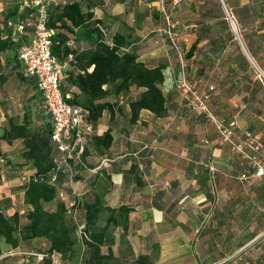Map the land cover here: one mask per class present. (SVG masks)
<instances>
[{
    "label": "crops",
    "instance_id": "crops-1",
    "mask_svg": "<svg viewBox=\"0 0 264 264\" xmlns=\"http://www.w3.org/2000/svg\"><path fill=\"white\" fill-rule=\"evenodd\" d=\"M92 1L94 16L101 19L106 35L125 36L122 51L135 52L143 61L154 57L168 68L170 54L175 59L174 52H162L159 41L164 42L161 33L167 25L164 14L174 16L176 3ZM22 2L27 1L0 0V44L7 43V47L0 49V206L11 221L18 213L19 226L28 222L30 209L24 201L25 182L20 173H34V168L21 156L22 138L1 136L12 122L21 123L27 112L36 123L39 110L48 115L35 78L23 74L18 59L19 44L29 41L33 34L31 27L19 29L23 20L19 9ZM44 2L49 11L65 0ZM170 18L173 27L176 26L175 21H179ZM186 26L190 27L186 50L194 44L196 50L186 57L185 68L193 71L199 65L205 83L215 85L212 99L217 113L212 112L227 119L235 118L239 132L247 129L264 144V80L259 78L261 84L254 85L257 75L248 64L241 66L239 48L232 40L223 46H211L209 38H215L209 33L219 30L222 35L225 30L217 22L207 20L201 27L189 22ZM203 30L208 33H200ZM158 33L162 38L158 39ZM77 40L71 39L69 44L80 48L87 44L84 38ZM242 50L255 66L252 55L245 47ZM62 62L64 70L72 68L68 59ZM166 79L164 74L161 84L167 96L164 116L141 109L131 118L129 101L139 96L141 87L110 93L102 99L111 104L113 116L110 109H104L92 132L98 136L110 127L112 140L107 147H93L86 134V147L80 159L69 160L70 167L63 166L62 177L57 175L59 197L79 242L74 256L51 253V264H84L87 253L83 242L84 204L95 200L101 208L89 228L103 226L111 214L101 251L111 250L120 260L115 264H264V176L250 175L253 168L245 166L239 155L219 140L214 125L207 119L208 126L199 117L198 109L189 107L179 97L178 101L170 98ZM78 93L76 87L68 86L67 96ZM59 156L57 152L55 157ZM206 160L213 169L201 165ZM261 162L264 163V149ZM242 173L249 176L242 179L239 177ZM120 206L123 208L118 209ZM14 234L19 238V230ZM0 245L1 264H22L23 258L16 257V252L32 255V263L43 264L37 254L44 253V238L35 237L13 247L1 237Z\"/></svg>",
    "mask_w": 264,
    "mask_h": 264
},
{
    "label": "trees",
    "instance_id": "trees-1",
    "mask_svg": "<svg viewBox=\"0 0 264 264\" xmlns=\"http://www.w3.org/2000/svg\"><path fill=\"white\" fill-rule=\"evenodd\" d=\"M26 1V3L22 2L19 6L20 17L23 19L24 27H31L33 30L35 21L34 8L31 6L30 0ZM197 1L200 2L199 7L201 6L200 20L193 17L195 19L193 24L201 27L208 19L213 18L217 19V24L222 29H225L226 20L219 1ZM261 1L264 2V0ZM94 5L92 0H65L63 4H58L55 8L48 11L47 24L55 30L52 45L53 54L61 61L68 59L72 65V68L63 70V76L60 79L63 97L69 103L81 107L86 112V120L91 125V130L87 132L88 142L93 147L101 145L107 147L112 140L111 128H107L98 136H95L92 132L97 119L101 116L104 109H110L111 118L113 116V111L110 108L111 104L102 99L110 93L118 94L129 91L131 87H141L143 89L140 91L139 96L129 101L131 118H134L141 109L149 110L157 116L166 115L167 96L161 89V84L164 80L165 63L159 62L154 57L147 58L144 61L139 60L138 54L135 52L122 51L121 48L126 43L125 36L119 33L107 36L100 25L101 19L94 16ZM232 8V13L235 18L237 17L236 20H239L247 28L257 21L262 9H264L260 8V11L249 0L240 4L236 0ZM27 12L29 17L26 16ZM200 33L208 32L200 31ZM209 34L211 38L213 36L215 38V40L209 38L211 46L217 44L223 46L227 40H232L235 46L239 48L241 66L244 65L245 67L248 64L243 50L241 51L243 48L240 42H236V40L231 38L232 35H220L219 30H217V34L216 32H210ZM79 38H84V41L87 42V44H84V48L69 44V40L73 39L76 41ZM165 39L169 43L167 36H165ZM244 42L248 50L253 53L250 41L244 39ZM5 47H7L6 42L0 44V49ZM171 49L174 52L176 62L180 63L175 50L172 47ZM194 50H196L195 44L188 50H184V61L186 57L192 55ZM197 50L199 52L200 48ZM186 78L193 87L198 89H204L209 84L198 85L187 76ZM253 83L254 85L256 83L261 84V81L256 77ZM104 85H108V87H104ZM68 86L76 87L79 91L78 95L67 96ZM213 90L208 106L212 108L211 112L217 113L215 108H213L215 104V100L212 99ZM201 114L203 113L201 112ZM36 115L39 117L37 123L31 117V114L27 112L21 123L12 122L10 129L1 136L2 138H22L21 156L24 161L30 162L33 166L36 179H31L24 184V201L30 206L26 224L19 226L18 213L14 214V221H11L0 206V238L4 237L6 242L13 247H17L19 242H26L35 237L44 238L46 245L43 251L47 256L43 257V264H51L50 254L53 252L61 255L74 253L79 237L67 220L66 206L59 197V188L56 184L57 175L62 177L63 166L66 167L67 164H60L56 168L55 159L58 157L55 156L57 152H60L51 138L52 122L48 116L49 114L46 115L39 110ZM34 123H36L35 127H33ZM71 159L73 157L69 158V160ZM242 161L245 166H250L246 160L242 159ZM203 163L209 162L207 160L201 162V165L206 167ZM68 164L71 165L69 161ZM54 170L56 171V177L52 181L51 175ZM100 208L101 205L96 200L92 204H84L86 236L83 237V242L87 247L84 264H115L120 261L113 255L111 250L107 252L101 251L105 230L108 223L112 220L111 214L107 217L106 224L103 226L95 230H90L89 228ZM122 208L123 206H120L118 209ZM109 209L111 211L114 210L113 208ZM17 230H19V238L14 234ZM0 254H2L1 245Z\"/></svg>",
    "mask_w": 264,
    "mask_h": 264
},
{
    "label": "built area",
    "instance_id": "built-area-1",
    "mask_svg": "<svg viewBox=\"0 0 264 264\" xmlns=\"http://www.w3.org/2000/svg\"><path fill=\"white\" fill-rule=\"evenodd\" d=\"M179 0H172L175 4ZM34 8L35 21L33 23V34L29 41L22 42L18 48V58L23 73L35 78L37 89L40 91L42 103L52 122L51 138L56 143L60 152L59 158L55 159L56 168L60 164H68L69 158L80 159L85 145V136L91 130L90 123L86 120V112L79 106L69 103L61 92L60 79L63 76L65 63L52 52L53 34L55 30L48 26V10L44 0H30ZM224 9V18L238 41V24L231 10L221 0ZM166 27L164 29L171 47L175 50L181 64L182 70L175 80V88L179 95L189 107L201 111L214 125L217 137L221 142L228 145L233 153L246 160L253 173L250 175L264 176V163L261 162V151L264 144L253 137L252 133L244 129L238 131L235 118L216 116L211 112L208 101L214 85L209 84L204 89L193 87L187 80L183 71L184 50L178 42L177 35L173 30V21L169 13L164 14ZM177 23V21H175ZM24 24L19 25L23 29ZM206 142V140H204ZM209 169H213L211 163H203ZM55 168V169H56ZM249 174L242 173L240 178L245 179ZM56 177L54 170L51 175L53 181ZM20 178L27 182L35 180L34 173L22 171ZM46 253H38L37 258L43 259Z\"/></svg>",
    "mask_w": 264,
    "mask_h": 264
},
{
    "label": "rangeland",
    "instance_id": "rangeland-1",
    "mask_svg": "<svg viewBox=\"0 0 264 264\" xmlns=\"http://www.w3.org/2000/svg\"><path fill=\"white\" fill-rule=\"evenodd\" d=\"M218 1H219L220 5H221V9H222L223 14H224V9H223V5L221 3V0H218ZM223 1L225 2L226 6L230 10L233 7V4L236 3V0H223ZM237 1L240 4L241 2L247 1V0H237ZM249 1L252 2V4L254 6H256V8H258L260 11H261L260 8H264V2H262L261 0H249ZM168 2H171V0H168ZM199 3L200 2L197 1V0H180L174 5V6H176L175 9H174L175 10L174 16H173V14L170 15V17L172 16L173 19H177L179 21V22L176 23V26L173 27V30L175 31V33L177 35L178 42H179L180 46L183 47L184 50L187 49L185 46L188 45L189 33H190V31H189L190 27H187L186 24H188L189 22L194 23L195 19H193V17H195L196 19H199V17H200V15H199L200 14V7H201V6L199 7ZM232 10H233V8H232ZM26 16L29 17L28 12H27ZM158 16L159 15H157L156 19L159 18ZM210 19H211L212 22H217L216 19H213V18H210ZM208 21L211 22L209 19H208ZM237 24H238V28H239L238 29L239 37H240L241 42H242L241 47L243 49L245 47L246 51H248L249 54L252 55L253 59H255L254 60L255 61V66L247 59L248 60V65L251 68L250 71L251 72L252 71L255 72V74L257 75L258 78H260L261 80H264V9H262L260 17L257 19V21L254 22V24L249 26L248 28L245 25H242L239 22V20H237ZM156 26H158V25H156ZM154 32L155 31H153L152 33H154ZM161 33L163 35V39L162 40H164V42L159 41L160 42L159 44H161L160 45V49L161 48L163 49L162 52H166L168 50H172L171 47L169 46V44L165 41L166 40L165 39V36H166L165 31H161ZM161 33H158V35H157L158 39H159V36H161V38H162ZM223 34H226L228 36L232 35L231 38H233L234 40H236V42H238V39L236 38L235 34L230 29L227 20H226L225 30L223 31ZM244 39H248L250 41V46H252V52L253 53H251L248 50L247 46L245 45ZM152 43H153V41H152ZM153 44H158V43H153ZM241 51H242V49H241ZM170 58H171V62L168 64V68L164 69V74L167 77L166 84L170 88L169 89L170 92H171V95H170L171 97L170 98H172V99L176 98L177 101H178L179 100L178 97L180 98V100H182V99H181V95H179L178 92L176 91L175 80H176L177 75L179 74V72L182 70V68H181V64L180 63H177L174 58L172 59V55L171 54H170ZM185 64H186V62L183 61L184 74L191 81H193L194 83H196L198 85L204 84L207 81L206 79L204 80L202 78V76H200L202 74L201 71H202L203 68H200V66L197 65V67L193 68L192 69L193 71H191L190 69H187V68L185 69V67H184ZM258 66L260 68H258ZM187 67L189 68L188 65H187ZM199 117L202 120H204V122H207V125L209 126V122L207 121L208 118L205 115L199 113ZM205 134H208V133L206 132ZM211 134L215 137V133L212 132ZM226 151H228V150L226 149ZM16 253H17L15 255L16 257H18L20 259L23 258L22 259V264H35V263H32V259L30 258L32 255L23 254L22 252H16ZM26 258L29 259V261L25 260Z\"/></svg>",
    "mask_w": 264,
    "mask_h": 264
}]
</instances>
